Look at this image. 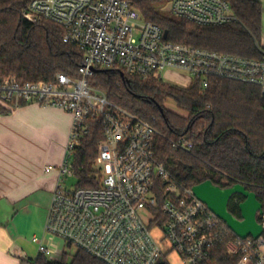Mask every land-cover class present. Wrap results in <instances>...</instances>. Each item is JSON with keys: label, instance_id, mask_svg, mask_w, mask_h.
Segmentation results:
<instances>
[{"label": "built area", "instance_id": "2783aa9c", "mask_svg": "<svg viewBox=\"0 0 264 264\" xmlns=\"http://www.w3.org/2000/svg\"><path fill=\"white\" fill-rule=\"evenodd\" d=\"M170 14L203 27L240 21L226 0H173ZM23 15L34 25L48 21L60 26L64 43L84 53L78 78L59 74L54 83L25 84L14 77L0 80L2 106L13 110L38 104L73 116L45 225V234L60 248L34 237L39 254L60 262L63 247L70 245L103 264H168L166 256L171 252L187 264L206 260L232 231L195 196L193 188L178 182L156 161L154 126L109 102L89 80L98 69H120L142 78H162L163 72L171 70L189 75L204 89L212 80H227L257 86L264 96V49H260V59H251L170 41L162 28L141 16L131 0H32ZM96 118L103 120L104 140L96 160L95 185L70 190L65 184L75 175V151L89 133V121ZM172 145L183 152L195 147L187 136ZM157 182L164 185L161 205L155 192ZM157 209L164 219L161 224ZM143 212L151 216L148 223ZM261 223L264 227V217ZM155 229L163 231L168 252L153 235ZM228 250L242 255L238 264H264V235L259 239L237 237Z\"/></svg>", "mask_w": 264, "mask_h": 264}, {"label": "trees", "instance_id": "16d2710c", "mask_svg": "<svg viewBox=\"0 0 264 264\" xmlns=\"http://www.w3.org/2000/svg\"><path fill=\"white\" fill-rule=\"evenodd\" d=\"M32 0H0V80L14 77L27 82L54 83L59 74L79 77L84 53L64 43V29L45 21L34 25L24 18ZM141 16L168 33V40L193 47L260 59L262 5L253 0H226L240 21L218 27H203L185 19L162 13L159 6L170 0H131ZM89 84L103 91L109 102L150 122L157 131L153 142L156 161L169 170L173 178L194 188L206 181L223 189L241 184L255 193L263 205L264 217V96L257 86L227 80H212L204 89L199 81L190 88L165 83L162 78L128 76L120 69L98 70ZM172 100L182 117L167 111L164 102ZM2 114H9L0 109ZM187 136L195 143L190 152L173 147V142ZM104 140L102 118L89 121V133L80 141L73 170L79 186L95 185L96 160ZM158 181V180H157ZM164 185L156 183L155 192L162 204ZM236 195L229 211L241 218ZM161 224L164 219L157 209ZM237 237L227 232L199 264H238L241 254H230L228 245ZM69 248V247H68ZM34 264H103L78 250L69 261L64 253L60 262L40 255Z\"/></svg>", "mask_w": 264, "mask_h": 264}, {"label": "crops", "instance_id": "0c3cea01", "mask_svg": "<svg viewBox=\"0 0 264 264\" xmlns=\"http://www.w3.org/2000/svg\"><path fill=\"white\" fill-rule=\"evenodd\" d=\"M253 1L263 8L260 50L264 49V0ZM0 109L10 112H0V264H34L40 256L34 237L60 248L45 234V225L73 116L38 104L13 110L0 105Z\"/></svg>", "mask_w": 264, "mask_h": 264}, {"label": "water", "instance_id": "95a60500", "mask_svg": "<svg viewBox=\"0 0 264 264\" xmlns=\"http://www.w3.org/2000/svg\"><path fill=\"white\" fill-rule=\"evenodd\" d=\"M167 36L168 33L165 32V37ZM193 192L237 237L259 239L264 235V227L259 221V217L263 215V205L258 201L256 194L248 191L245 186L236 184L223 189L211 181H206L195 186ZM236 195L244 198L239 206L241 218L229 211L230 201Z\"/></svg>", "mask_w": 264, "mask_h": 264}, {"label": "rangeland", "instance_id": "374dc122", "mask_svg": "<svg viewBox=\"0 0 264 264\" xmlns=\"http://www.w3.org/2000/svg\"><path fill=\"white\" fill-rule=\"evenodd\" d=\"M172 1L173 0H170V1L166 2L165 4L159 6V10L162 13L167 14L171 17H172V15L170 14V5H171ZM98 70H101V69H98ZM161 77L165 83L170 84V85H174V86H178L181 88H190L194 84V81H195L194 78L190 77L187 74L177 72V71H171V70H167V71L163 72ZM164 106H165L167 111L178 114V115L185 117V118L188 117V114L182 110H179L177 108L176 104L172 100H166L164 102ZM65 185L68 189L75 190V189L80 187L79 186V179L76 177V175H73V176L68 178ZM142 216H143L144 221L147 223L151 220V216L145 212L142 213ZM153 235L156 237L157 241H159L158 243L161 246V248L165 252H168L170 249L169 248L170 245L168 242L163 240V235H164L163 231L160 229H155L153 231ZM161 240H163V241H161ZM34 247H35V245H34ZM63 248L65 249V252H67L69 254V261L72 259V257L78 251L75 247H72L70 245L64 246ZM166 257H167L166 260H167L168 264H187L182 260V258L176 252H171Z\"/></svg>", "mask_w": 264, "mask_h": 264}]
</instances>
